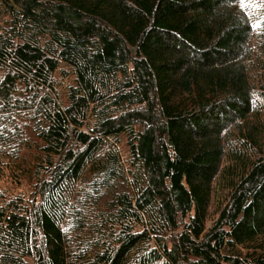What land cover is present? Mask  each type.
Here are the masks:
<instances>
[{
  "label": "trees",
  "instance_id": "trees-1",
  "mask_svg": "<svg viewBox=\"0 0 264 264\" xmlns=\"http://www.w3.org/2000/svg\"><path fill=\"white\" fill-rule=\"evenodd\" d=\"M0 264H264V0H0Z\"/></svg>",
  "mask_w": 264,
  "mask_h": 264
}]
</instances>
